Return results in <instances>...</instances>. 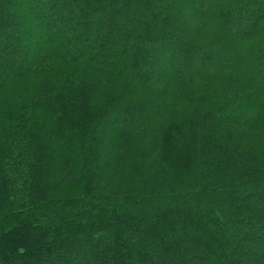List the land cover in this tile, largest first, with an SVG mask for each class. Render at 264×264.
<instances>
[{
	"label": "trees",
	"instance_id": "obj_1",
	"mask_svg": "<svg viewBox=\"0 0 264 264\" xmlns=\"http://www.w3.org/2000/svg\"><path fill=\"white\" fill-rule=\"evenodd\" d=\"M0 264H264V0H0Z\"/></svg>",
	"mask_w": 264,
	"mask_h": 264
}]
</instances>
